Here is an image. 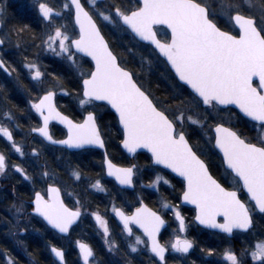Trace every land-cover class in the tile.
<instances>
[{"label":"snow or ice","instance_id":"snow-or-ice-1","mask_svg":"<svg viewBox=\"0 0 264 264\" xmlns=\"http://www.w3.org/2000/svg\"><path fill=\"white\" fill-rule=\"evenodd\" d=\"M32 7L45 26L36 47L60 57L79 73V80L74 84L79 119L69 117L57 107V89L64 95L69 94L59 76L54 75L56 83L29 101V113L34 112L39 118L29 131L38 134L41 138L38 143L68 149H105L102 168L107 177L132 188L136 165L119 167L106 151L99 110L111 109L122 129L123 148L133 155L140 149L151 154L154 178L149 177V183L141 187L156 192L164 185L174 187L162 174L163 170H170L181 178L183 186L178 199L195 206L196 222L229 236L239 230L256 238V243L242 248L239 256L226 248L222 253L225 264H247L249 256L252 264H264V238H259L264 234L255 232L253 222L256 212L264 214V0H257L256 4L252 0H136L135 6L131 5V0L107 3L105 0H63L59 7H53L47 0H32ZM98 21L153 46L152 55L157 59L162 57L170 65L173 79L177 81L175 86L187 93L179 102L181 106L172 108L166 102L155 100L144 89L134 73L120 64ZM161 25L170 31V38L164 41L157 33V26ZM23 30L18 29V33ZM6 39L0 38V51ZM85 57L92 63L87 72L81 70L78 62ZM23 61L31 81L43 85L46 74L38 58L30 60L25 55ZM0 69L8 75L17 71L16 67L6 64L2 56ZM185 85L190 91L184 89ZM230 106L256 122L253 127L258 126L261 132L256 142L245 138L234 126H225L222 113L237 115ZM3 116L8 121L14 119L10 111H5ZM53 121L66 129L64 139L57 140L52 135L50 124ZM19 127L17 123L16 128ZM190 134L200 136L222 153V163L232 176L234 187L223 186L210 174L205 161L194 150ZM0 138L20 157L26 155L23 146L16 142L13 130L3 123H0ZM31 155L39 158L40 149L32 148ZM10 170L25 181L36 183L21 164L10 165L0 152V176ZM71 176L80 181L82 173L74 168ZM39 177L45 182L54 179L46 164ZM89 187L107 192L100 179ZM30 204L28 215L42 218L46 227L65 236L81 218L84 207L79 199L75 207H69L61 197L60 187L54 183L34 190ZM16 211L23 214L24 204ZM169 212L175 223L173 237L162 243L161 229L168 223L165 215ZM112 213L122 223L121 231L126 233L130 253L147 251L159 264H167L169 251L187 254L194 247V241L186 235L188 227L180 206L168 202L166 197H161L160 211L150 209L141 199L139 206L129 213L113 204ZM90 215L102 231L107 250H118L108 221L98 211ZM133 225L142 234L134 232ZM75 243L82 264H93L92 247L80 240ZM50 251L59 264H66L62 248L50 245ZM213 252V249L207 250L209 256ZM0 255L7 257V264H16L7 251Z\"/></svg>","mask_w":264,"mask_h":264},{"label":"flooded vegetation","instance_id":"flooded-vegetation-1","mask_svg":"<svg viewBox=\"0 0 264 264\" xmlns=\"http://www.w3.org/2000/svg\"><path fill=\"white\" fill-rule=\"evenodd\" d=\"M1 1L0 9H5L6 5H3ZM252 3L256 4L257 0H252ZM256 10L253 9V11ZM21 13L18 12L19 15L25 16L26 20L34 24L31 28H26L30 30L27 43L22 44L19 41L22 35H19L20 32H14V26L5 27L3 19L0 20V23L3 24V27L0 28V38L7 37L6 43L0 51V56L6 64L17 69L11 75L0 69V123L13 130L16 142L23 146L26 155L20 157L14 153L3 138H0V152H3L8 158L10 165L21 164L28 174L34 177L36 183L25 181L18 173L11 170L5 176H0V253L7 251L8 256L15 259L16 264H59L50 251V245H55L64 250L66 264H82L79 259V249L75 243L80 240L92 247L95 253L93 264H159L147 251L130 253L126 246V233H122V223L112 213V206L115 204L116 207L129 213L139 206V201L142 199L147 207L154 211H160L161 197H166L168 202L180 206L188 227L186 235L194 241L193 249L187 254L169 251L166 254L167 264H225L222 260V253L226 248H231L239 256L241 249L246 248L247 242L250 244L256 242L253 235L239 230H234L233 234L229 236L226 233L198 226L194 222L195 210L182 205L181 200L178 199L181 195L182 181L165 170L162 174L171 180L174 187L164 185L160 192L141 187V184L147 185L149 183V177L154 178L151 159L145 153H137L130 158L121 150L122 133L118 128L115 116L109 109L99 110L103 117L100 124L105 138L106 151L109 159L119 167L136 165L133 177L134 187L132 188L120 187L113 179L106 176V172L102 168L104 152L99 149L71 150L47 142L38 143L41 138L38 134L29 131L30 127L35 126L39 120L34 112L29 113V101L38 95H42L43 90L56 83L54 75L59 76L60 82L69 94L64 95L57 89V107L69 117L79 119L80 109L74 88V84L79 80V73L69 67L68 63L60 57L51 52L41 51L36 47L45 31L44 22L30 12L23 11ZM99 26L101 27V24ZM101 31L105 39L113 44L116 54H119L121 58L124 54L126 57L128 56L130 50L125 41L134 40L130 34L120 32L112 27H108L107 32L102 29ZM136 43L141 44L137 41ZM17 44L20 45L19 48H17ZM25 55L30 60H37L38 58L37 62L46 74L43 85L31 81L27 70L23 68V56ZM78 62L82 71L87 72L92 67L85 58ZM5 111L12 113L13 121H8L3 116ZM232 111L236 112L233 109ZM17 123L20 125L19 128H16ZM50 131L57 140L64 139L66 136V130L55 122L50 124ZM190 136L194 150L201 155V159L205 161L210 174L223 186L230 189L234 187L232 176L225 171L221 158L213 145L200 143L199 148L196 143L192 142V139L200 142L198 135L190 134ZM32 148L40 149L39 158L31 155ZM140 154L146 156L141 157ZM45 164L54 176V179H49L47 182L39 177V173ZM74 168H79L82 173L80 181H76L71 176V170ZM96 179L101 180L107 189L106 193L98 192L89 187V184L94 183ZM51 183L60 187L61 197L69 207H75L77 199L84 206L81 209L83 213L81 218L73 225V229L67 236L46 227L42 218L28 215L31 213L30 200L34 190L46 188L47 184ZM22 203L25 206V211L23 214H17L16 209ZM95 211H98L108 221L111 238L119 245L118 250L114 252L107 250L102 231L98 229L96 221L90 215ZM259 215L262 214L256 212L253 217L256 233L264 231V220L258 218ZM165 219L168 223L161 231L162 243L173 237L172 229L175 227L171 212L165 215ZM17 224L19 227H13ZM132 227L134 232L142 234L134 225ZM17 229L16 233L15 230ZM180 235L185 234L181 233ZM201 249L205 251H201ZM208 249L214 250L213 255L207 254ZM0 257L2 264H6L7 257L3 255ZM246 259L247 264H252L250 256Z\"/></svg>","mask_w":264,"mask_h":264},{"label":"rangeland","instance_id":"rangeland-1","mask_svg":"<svg viewBox=\"0 0 264 264\" xmlns=\"http://www.w3.org/2000/svg\"><path fill=\"white\" fill-rule=\"evenodd\" d=\"M133 1L134 0H131V2L133 3V5L132 4L131 5L135 6L136 2H133ZM47 2L51 4L53 7H59L60 4L63 2V0H47ZM107 2H110V0L105 1V3ZM1 3L3 5L5 4L6 7L7 5H10V4L12 6L13 5L16 6L17 13L19 12L20 14H22L21 12L27 11L33 15H36L38 18L42 19L38 15V12L32 7V0H2ZM5 13H6L5 9H0V20L3 19V23H5V19L3 16L5 15ZM101 27L107 32L108 27H111V26H104L103 24H101ZM159 33H163V32L158 31V34ZM125 42H126V45L129 46L130 51H128L127 57L125 56V54L122 56V60L124 61V64L129 66V68L135 73L139 81L143 83V85L145 86L143 87L146 88L152 94L153 92L151 91L149 84L154 83L155 85V83H158L156 82V80L157 81L159 80V87L162 88L164 91L169 92L171 98L178 99V105L176 107L181 106L179 102L180 100H182V96L185 95V93L182 92L181 89H178L175 86L176 82H174L173 77L171 73L168 71L164 62H162L160 59H157L156 56L152 55V50L147 45L137 44L134 40H131V39H128V41H125ZM184 98L185 97L183 96V99ZM172 108H175V107H172ZM221 116L227 126L247 125V122L243 120L238 114L232 115L231 113L225 112V113H222ZM247 126L249 127V129H252V131H255V133L258 134V137L261 135V132L258 126L256 128H254L252 124L251 126L249 125ZM197 137H199L200 142H197L195 139H192V142L196 143L197 147L200 148V145H199L200 143L207 144L204 139L200 138V136H197ZM201 140L203 141L201 142ZM257 217L262 218V220H264L263 214ZM17 231L18 229L15 230L16 233ZM260 233L264 234V231H261ZM263 237H260V238H263ZM255 243L256 242L251 243V244L254 245ZM249 244L250 243L247 242L246 247H248Z\"/></svg>","mask_w":264,"mask_h":264},{"label":"trees","instance_id":"trees-1","mask_svg":"<svg viewBox=\"0 0 264 264\" xmlns=\"http://www.w3.org/2000/svg\"><path fill=\"white\" fill-rule=\"evenodd\" d=\"M133 2H136V0H134ZM131 4L133 5L132 2H131ZM5 10H6V13L4 15V19H5L4 25H5V27L6 26L7 27L14 26V28L16 30V31L14 30V32H18V29L23 28L24 30L19 33V35H22V37L19 38V41L22 44L27 43L29 41L28 37L30 36V30H27L26 28H28V27L31 28L32 26H34V24L31 23L30 21L26 20L25 16L19 15L17 13V7L16 6L7 5V7H5ZM158 36H159V38H164V35H161V33H159ZM108 43H109L110 47L112 48V51L114 52V54H116V52H115V50L113 48V44L110 41ZM116 55H117V57L119 59L120 64L123 67L127 68L128 70H130L132 72V70L129 68V66L124 64V61L119 56V54H116ZM134 76H135V74H134ZM138 81H139V79H138ZM139 82L143 85V83L141 81H139ZM156 82H158V83H155V85H154V83L149 84L150 88H151V91L153 92L152 94L146 88H144V89L146 91H148L155 100L160 101V102H166L167 104H170L171 107H176L178 105V99L177 98H174V99L171 98L169 92H166L162 88L159 87V80L158 81L156 80ZM184 93H185V95H183V96L186 97L187 93L186 92H184ZM183 96H182V99H183ZM247 125L251 126L248 123H247ZM247 125L234 126V127H235V129L238 132L242 133L245 138L251 140L252 142H256V140L258 138V134L255 133V131H252V129H249V127ZM140 156L144 157L146 155L145 154H140ZM0 264H2V258L1 257H0Z\"/></svg>","mask_w":264,"mask_h":264},{"label":"water","instance_id":"water-1","mask_svg":"<svg viewBox=\"0 0 264 264\" xmlns=\"http://www.w3.org/2000/svg\"><path fill=\"white\" fill-rule=\"evenodd\" d=\"M157 28H162V29H164L166 32H167V34H168V36H169V38H170V31L168 30V29H166V27L165 26H157ZM168 38V39H169ZM137 41H138V39H137ZM140 43H142V44H145V45H147L146 44V42H140ZM150 47H152L153 48V46H150ZM163 61H164V59L162 58V57H160ZM85 59H87L90 63H91V60H90V58H87V57H85ZM166 64V63H165ZM91 65H92V63H91ZM167 65V64H166ZM167 67H168V69L170 70V65H167ZM170 72L172 73V75L174 76V72H172L171 70H170ZM186 89H187V86L185 85L184 86ZM188 91H190V89H187ZM233 110H235L242 118H244V119H246V120H248L249 122H251V123H256V122H252V121H250L247 117H243V114L242 113H240L239 112V109L238 108H235V106H230ZM109 111L111 112V113H113V115L115 116V113L111 110V109H109ZM116 118V117H115ZM117 120V119H116ZM53 122H55L56 124H58V125H60L61 127H63L64 128V126L63 125H61V124H59L58 122H56V121H53ZM117 125H118V128L120 129V131H121V133H122V129L119 127V124H118V122H117ZM65 129V128H64ZM66 130V129H65ZM59 146H62V145H59ZM63 147H66V146H63ZM120 148H121V150L127 155V156H129L130 158H132L134 155L133 154H129L124 148H123V146H122V144H121V142H120ZM214 148V147H213ZM95 149H98V148H95ZM215 149V151L218 153V155L220 156V158H221V161H222V153H220L219 152V150L218 149H216V148H214ZM71 150H79V149H71ZM99 150H101V151H103V152H105V149H99ZM137 153H145V154H147L149 157H150V159H151V154L150 153H148L147 152V150H144V149H140V150H138L137 151ZM136 153V154H137ZM156 167H158V166H156ZM223 167L225 168V166L223 165ZM165 171H167V172H169L171 175H173L174 177H175V174L174 173H171L170 172V170H166L165 169ZM107 176V175H106ZM109 178H111V179H113L114 181H115V179L113 178V177H109ZM176 178H178V179H180L181 180V178H179V177H176ZM182 181V180H181ZM116 182V181H115ZM116 184L118 185V186H120V187H126V186H121V185H119L117 182H116ZM181 204L182 205H184V206H187V207H190V208H193L194 210H195V206L194 205H191V204H185V203H183L182 201H181ZM196 214V213H195ZM218 220L219 219H221L222 220V218H217ZM194 222L198 225V226H200V227H202V228H205V229H208V230H212V231H217V232H220L218 229H210V228H206L205 226H203V225H200L198 222H196L195 220H194ZM46 223V222H45ZM138 229V228H137ZM139 230V229H138ZM163 230V228L161 229V231ZM55 231V230H54ZM140 231V230H139ZM141 232V231H140ZM220 233H222V232H220ZM60 234V233H59ZM61 235H64V234H61ZM53 257L55 258V256L53 255ZM56 259V258H55ZM57 260V259H56ZM58 261V260H57Z\"/></svg>","mask_w":264,"mask_h":264}]
</instances>
